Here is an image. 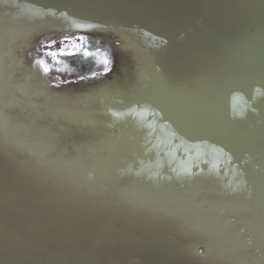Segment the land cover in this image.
Returning a JSON list of instances; mask_svg holds the SVG:
<instances>
[{
  "label": "water",
  "instance_id": "95a60500",
  "mask_svg": "<svg viewBox=\"0 0 264 264\" xmlns=\"http://www.w3.org/2000/svg\"><path fill=\"white\" fill-rule=\"evenodd\" d=\"M70 41L106 54L111 71L82 53L48 55ZM110 124L130 136L120 175L98 170L92 183ZM204 140L234 159L203 146L195 162L214 182L176 185L187 192L176 206L156 174L191 180L182 164ZM262 197L264 0H0V264H254L259 252L243 250L214 209L248 220L241 209L258 213ZM204 237L213 252L190 253Z\"/></svg>",
  "mask_w": 264,
  "mask_h": 264
},
{
  "label": "snow or ice",
  "instance_id": "6c2138e0",
  "mask_svg": "<svg viewBox=\"0 0 264 264\" xmlns=\"http://www.w3.org/2000/svg\"><path fill=\"white\" fill-rule=\"evenodd\" d=\"M76 26L81 28L85 27L84 25H76ZM65 47L68 49L67 51H65L64 48H61L59 53L51 52L48 53V55H50L55 60L57 55L73 56L82 53L84 58H88L89 56H92L97 60L99 64L103 65L104 74H107L109 71H111V60L106 54H102L99 51H95V52L88 51L83 48L82 44L76 43L75 41H70ZM59 62H60L59 60H56V63ZM36 64L38 65L39 68L43 70V73L46 75L51 71L48 64L42 59H38L36 61ZM92 78H95V75ZM54 87H59V85H54ZM76 102H81V101L77 99ZM152 106L157 109V111L154 114L159 115L161 120L167 122L165 124V127L169 129H174L173 131H171V136L175 137L176 139H180L181 142L183 143L184 137H182L181 134L176 130L171 120L165 117L164 110L160 107L154 105ZM111 114L113 117H118L120 115L116 111H112ZM140 115L142 116L143 113H140ZM115 126H116L115 124L108 125L107 128L109 129V131L100 134V138L96 141L97 144L96 151L99 154L98 163L95 165V168L97 170L87 172V180L92 183L96 182L99 178L98 170L104 173H110L115 177H118L120 175V172L118 171L119 166L115 164V160L119 159L124 155V153H119L118 149L122 144H126L129 142L130 136L124 126L120 127L119 135L113 134L110 131V129ZM149 127L152 126L150 125ZM203 142L204 144H196L193 146L197 150V157L196 158L189 157L182 164L183 171L187 172L189 176L192 177L191 180L177 179L175 180V182H173L172 177H164L161 176L159 173L156 174L158 179L155 186L162 187V185L159 183V179H166L169 185L168 190L172 192V194L176 198L174 201L176 206H182L187 202V192L181 191L180 187H177L176 185L182 184L185 186L186 189H196L197 191H199L203 188H207L211 186L214 182V178L210 174L206 175L204 173V169L200 168L199 163L195 162V159H198L200 156L203 155V153L200 151L203 146L205 145L209 146L211 150V154L216 158L223 156L229 161H232L234 159L233 154L222 144L212 143L207 140H204ZM106 149L109 150L113 155L111 156L110 159L104 160L103 163H100L99 161L103 159V153ZM188 150L190 149H186V151ZM101 165H103V168H101ZM193 168L199 169V175L192 172ZM213 168H215V164H213ZM128 171L130 172L131 169H128ZM236 171L240 173L239 168H237ZM137 175L141 178V180L143 179L140 173H138ZM242 182L246 186V181H242ZM214 211L217 220L223 222L224 229H231V228L238 229V231L235 232V239L239 241V245L243 250L259 252V257L254 260V264H264V197L261 198L260 211L258 213L254 212L252 209L247 207H243L241 209L242 213H246L249 215L250 219L248 220H242L240 218V213L234 212L231 206L229 205L216 204ZM232 215H235L236 219L228 221L227 217ZM217 236L218 237L228 236L231 239L232 234L230 232H222V233H217ZM249 238L251 239L249 240ZM202 240L204 241L202 244H199L198 246L193 245L189 249V252L194 255H198L199 257L207 258V256L213 252V245L210 239L207 237L202 238ZM197 247L204 249V251L197 252L196 251ZM225 251L235 254L239 251V249L229 247ZM224 252H222V254Z\"/></svg>",
  "mask_w": 264,
  "mask_h": 264
},
{
  "label": "flooded vegetation",
  "instance_id": "af4514ba",
  "mask_svg": "<svg viewBox=\"0 0 264 264\" xmlns=\"http://www.w3.org/2000/svg\"><path fill=\"white\" fill-rule=\"evenodd\" d=\"M87 36V35H86Z\"/></svg>",
  "mask_w": 264,
  "mask_h": 264
}]
</instances>
